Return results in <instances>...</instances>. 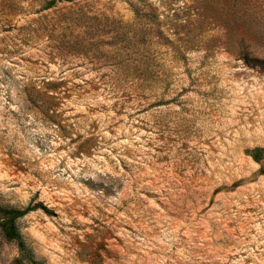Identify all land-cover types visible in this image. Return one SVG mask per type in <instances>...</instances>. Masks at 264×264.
<instances>
[{
	"label": "rangeland",
	"instance_id": "rangeland-1",
	"mask_svg": "<svg viewBox=\"0 0 264 264\" xmlns=\"http://www.w3.org/2000/svg\"><path fill=\"white\" fill-rule=\"evenodd\" d=\"M254 58L264 0H0V264H264Z\"/></svg>",
	"mask_w": 264,
	"mask_h": 264
},
{
	"label": "trees",
	"instance_id": "trees-1",
	"mask_svg": "<svg viewBox=\"0 0 264 264\" xmlns=\"http://www.w3.org/2000/svg\"><path fill=\"white\" fill-rule=\"evenodd\" d=\"M252 62L253 64H259V66H262L264 67V60H260V59H252ZM258 152V150L256 151ZM254 158L256 160H258V157L257 156H254ZM42 206V205H41ZM36 207H31V206H28L26 209L24 210H20V209H13L11 211H9V214H10V217L8 219V222H7V226L8 228L6 229V235L7 237L9 238H12V239H16L18 241V244L20 246V248L22 250L25 249V244H24V241L22 239V236L20 234V232L17 230L16 228V224H15V221L16 219L18 218H22L24 217L26 214H28L30 211H33ZM42 209L45 210L44 207H41ZM33 264H41L40 262H33Z\"/></svg>",
	"mask_w": 264,
	"mask_h": 264
}]
</instances>
